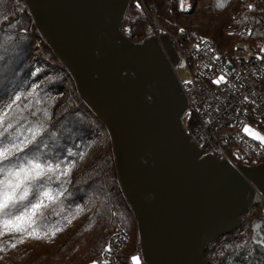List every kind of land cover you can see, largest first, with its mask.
I'll return each instance as SVG.
<instances>
[{"label":"water","instance_id":"obj_1","mask_svg":"<svg viewBox=\"0 0 264 264\" xmlns=\"http://www.w3.org/2000/svg\"><path fill=\"white\" fill-rule=\"evenodd\" d=\"M105 127L145 264H208L204 253L264 199V162L234 169L190 143L183 61L166 36L121 30L130 0H13Z\"/></svg>","mask_w":264,"mask_h":264},{"label":"trees","instance_id":"obj_2","mask_svg":"<svg viewBox=\"0 0 264 264\" xmlns=\"http://www.w3.org/2000/svg\"><path fill=\"white\" fill-rule=\"evenodd\" d=\"M148 18L157 19L170 33L181 35L183 29L191 37H211L222 50H231L240 41L259 40L264 47V0H197L196 9L188 12L181 9V0H130L121 30L129 39L141 42L153 36ZM36 85L40 87L33 96L38 93L41 101L36 107L52 116L49 121L41 111L38 117L46 125L42 152L54 155L57 163L63 160L64 166L79 163L93 146L97 156L92 165L67 177L71 180L68 192L50 202L31 228L27 227L45 235L59 228L61 233L52 237L58 240L56 249L19 248L18 241L27 232L4 228L0 264H87L100 258L117 227L128 237L126 253L133 251L138 243L137 227L119 189L105 127L80 99L70 75L40 37L30 16L13 0H0V88L4 89L0 111L14 94L27 95ZM18 103L22 108L27 101ZM29 122L36 127L37 119L25 113V124ZM262 162L264 158L249 157L245 165ZM52 187H57L55 182ZM241 218L240 228L208 245L204 253L208 264H264V245L255 240V222L264 223V203L253 205ZM41 239L48 242V238Z\"/></svg>","mask_w":264,"mask_h":264},{"label":"built area","instance_id":"obj_3","mask_svg":"<svg viewBox=\"0 0 264 264\" xmlns=\"http://www.w3.org/2000/svg\"><path fill=\"white\" fill-rule=\"evenodd\" d=\"M194 0L193 10L196 9ZM192 10V11H193ZM153 36H166L183 61L187 79L179 81L187 103L182 118L190 143L234 169L245 165L249 157L264 158V145L243 131L264 136V47L259 40L237 42L231 50H222L208 36H189L165 31L159 21L148 18ZM219 58V59H217ZM220 75L225 81L212 83ZM247 96L248 99H244ZM128 237L117 227L98 260L88 264H134L133 257L145 264L139 239L133 251L126 253Z\"/></svg>","mask_w":264,"mask_h":264},{"label":"snow or ice","instance_id":"obj_4","mask_svg":"<svg viewBox=\"0 0 264 264\" xmlns=\"http://www.w3.org/2000/svg\"><path fill=\"white\" fill-rule=\"evenodd\" d=\"M181 31L183 32V29ZM223 81L225 76L220 75L212 83L220 84ZM39 87L36 85V88L29 91L27 95L14 94L6 109L0 111V176H2L0 178V234H3L4 228H8L27 232L29 236L40 239L39 234L34 230L28 231L26 221L35 216L38 209L46 207L45 201L54 202L64 196L68 192L67 185L71 183L67 177H70L73 165L68 163L64 166L63 160L57 163L54 155L47 156L41 150L46 125L40 122L38 117L41 111L49 121L52 120V116L46 109L41 110L36 107L41 101L38 93L35 97L33 94ZM2 95H4V89L0 88V96ZM22 99L27 103L21 108L18 102ZM244 99L248 97L245 96ZM25 113L37 119L35 128L31 122L25 124ZM243 131L264 145V136L252 132L247 125L243 127ZM35 153H41V155L36 156ZM53 182L56 183V188L52 187ZM21 208L23 211H20ZM12 210L19 212V215H14ZM5 216L8 219H3ZM18 242L23 243V240L20 239ZM11 247L15 248L16 243H12ZM4 250V245L0 244V252ZM104 251L111 253V248H105ZM138 259L133 257L134 261ZM93 264L96 262L94 261Z\"/></svg>","mask_w":264,"mask_h":264},{"label":"rangeland","instance_id":"obj_5","mask_svg":"<svg viewBox=\"0 0 264 264\" xmlns=\"http://www.w3.org/2000/svg\"><path fill=\"white\" fill-rule=\"evenodd\" d=\"M193 3H194V0H181V9L185 12L192 11L193 10V8H192ZM206 23H207L206 20H202V24H206ZM194 25H195V23H194ZM197 25L198 24H196L195 26H197ZM176 76H177V79L179 81H185L187 79L186 71L184 68H179L176 71ZM96 156H97L96 147L93 146V147L89 148L88 150H86L85 156L79 160V163L73 164V168L71 170L70 176L77 175V174H79L80 171H83L89 165H92L93 162L96 160ZM49 203L50 202L45 201L46 207L38 209L36 215L32 216L29 220L26 221V227L31 228V226L35 223V221L37 220L39 215H41L42 213H44L48 209ZM13 232L19 233V234L23 233V232H18L16 230H13ZM53 233H54V235H53ZM60 233H61V231L59 230V228H57V229L52 228L51 233L48 235L39 234L40 239H35L32 236L25 234V236L22 239L23 243H18L17 246L20 248L22 246L31 245V246H35L37 249L43 248V249L49 250V252H53L58 245L57 244L58 240H56L55 238L52 239V237L53 236L56 237ZM41 238H48V242H45ZM17 249H15L16 250L15 252H17ZM133 262H134V264H141L139 259H138V261L133 260Z\"/></svg>","mask_w":264,"mask_h":264},{"label":"flooded vegetation","instance_id":"obj_6","mask_svg":"<svg viewBox=\"0 0 264 264\" xmlns=\"http://www.w3.org/2000/svg\"><path fill=\"white\" fill-rule=\"evenodd\" d=\"M259 203H264V199L261 202H259ZM256 222H258V221H256ZM256 222H255V240L258 243L264 245V223L260 222L259 225H258Z\"/></svg>","mask_w":264,"mask_h":264}]
</instances>
